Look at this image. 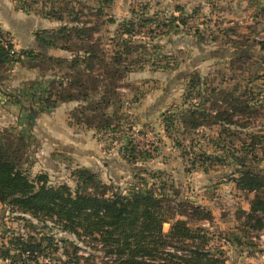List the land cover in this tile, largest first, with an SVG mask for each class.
<instances>
[{"label": "rangeland", "instance_id": "374dc122", "mask_svg": "<svg viewBox=\"0 0 264 264\" xmlns=\"http://www.w3.org/2000/svg\"><path fill=\"white\" fill-rule=\"evenodd\" d=\"M43 1L49 4V0H38L34 7L40 10ZM52 1L59 3V0ZM67 1L64 11L69 6L80 10V4L74 2L78 0ZM81 2L93 8L102 7L104 13L98 21L103 23L94 36L101 35L104 41L115 34L117 22L130 16L132 7L140 9L147 6L148 15L158 11L163 18L171 14L177 15L175 6H182L184 11L180 15L185 18V24L169 31L161 27L155 31L156 36L151 41L146 37L148 27L139 29L144 36L136 38L142 42H150V55L144 54L146 61L143 66L127 75L129 88L124 91V107L128 120L123 121V128L115 133H95L82 125L73 124L70 111L76 102L59 103L51 110L41 112L36 107L30 110L28 103L23 100L17 118L13 123L0 124V133L6 129L27 138L29 150L33 151L29 164L25 165L30 177L44 174L50 185L65 183L72 191L75 189V179L71 172L85 167L82 165L83 161L89 163L86 155L81 156L78 147L73 148L74 154H68L67 149L60 144H54L60 150H54L57 156L55 160L42 153L53 150L49 134L53 130L58 132L57 128L65 129L68 126L72 128V133L82 136L74 144L81 143V139L86 138L90 153L97 148L98 156L89 163V169L96 173L99 181L111 185L123 194L134 185L141 188L160 187L171 200V205L183 202V206L178 207L182 209L187 208L185 200L189 198L210 210L213 215L211 225L204 223L212 236L209 244L212 250H222L226 260L243 256L244 252L241 262H264V238L258 236L257 231L244 229L241 224L242 207L253 197V193L238 190L232 180L236 170L235 158H245L249 167L264 172V154L260 152V141L252 148L248 145L251 138L257 139L260 134L264 136V52L260 51L256 43L264 39V0ZM85 14L83 20H97L95 16ZM110 18L115 22H109ZM0 30L3 40L12 39L8 31ZM164 31L165 33H160ZM243 55L249 59L234 58ZM24 65L33 70L31 79H19L15 87L6 85L10 71L15 66ZM50 74V71H41L31 59L6 65L0 69V99L9 100L5 93L22 96L23 92H32L35 89L32 82L43 81ZM192 75L199 77L200 98L195 93L188 96L187 85ZM231 86H238L235 95L242 94L251 107L244 115L234 117L239 125H207L184 131L178 122L177 126L173 122L168 129L165 127L164 117L178 118L188 107V102H201L202 97H207L210 88L229 89ZM31 112L34 115L33 121ZM42 116L43 119H40ZM128 136L138 148L148 149L152 159L139 160L136 164L124 160L118 149L125 145ZM139 168H145L147 173L138 171ZM189 221L191 225L195 224ZM168 228L169 224L165 223L164 231ZM11 236L44 238L45 244L47 239L52 244L59 242V250L54 252L47 249L44 258L39 256V264H75L63 262L68 261L64 250L73 249L70 242L80 247L78 254H92V263L112 264L111 259L103 256L99 244L88 239L79 241L49 219L12 211L0 203V253ZM236 237L240 238L241 244L235 242ZM85 263L81 260L78 264ZM0 264H9V261L0 257Z\"/></svg>", "mask_w": 264, "mask_h": 264}, {"label": "trees", "instance_id": "16d2710c", "mask_svg": "<svg viewBox=\"0 0 264 264\" xmlns=\"http://www.w3.org/2000/svg\"><path fill=\"white\" fill-rule=\"evenodd\" d=\"M74 2L80 4V10L69 6L64 11L67 0H59V3L49 0V4L43 1L40 10L34 7L38 0H17L23 11H34L60 23L51 29L37 30L35 38L44 47L65 54L57 56L33 50L11 52L14 46L11 42H4L0 30V69L13 62L31 59L41 71L51 72L45 80L32 82L35 87L32 92H23L28 99L23 95L5 94L20 108L26 101L29 109L36 107L41 112L51 110L59 103L76 102L70 111L73 124L95 133H115L123 128V121L128 120L124 107V91L129 88L127 75L143 66L144 54L150 55V42L136 38L144 36L139 29L148 27L146 37L151 41L159 28L169 31L185 24V18L180 15L184 10L177 5V15L161 18L158 11L148 15L147 6L132 7L130 16L117 22L115 34L104 41L101 35L94 36L103 23L98 21L104 13L102 7L86 6L81 0ZM85 13L97 20H83ZM66 17H69L68 22ZM108 21L115 22L112 18ZM256 43L264 52V39ZM234 58L249 59L246 55ZM198 85L199 77L192 75L187 85L188 96L195 93L200 98ZM237 90L238 86L210 88L201 102H188V107L178 118L164 117L165 127L168 129L173 122L176 126L180 124L184 131L207 125H239L234 117L244 115L251 107L242 94L235 95ZM259 141L260 152L264 154L262 134L257 139L251 138L248 145L252 148ZM28 147L29 142L22 134H13L6 129L0 133V203L12 211L49 219L79 241L88 239L99 244L103 256L111 259L112 264L226 263L222 250L209 247L212 236L204 223H212L210 210L189 198L185 200L187 208H178L183 202L173 206L160 187L134 185L123 194L99 181L96 173L87 167L72 170L76 184L73 191L65 183L50 185L44 174L30 177L25 166L29 164ZM118 152L129 163L152 159L151 152L138 148L130 136ZM234 164L236 170L232 180L235 187L253 193L248 210H241L242 227L257 231L259 236V232L264 234V172L249 167L245 158H235ZM138 171L147 173L145 168ZM138 178L144 181L141 176ZM189 220L195 224L191 225ZM165 223L169 224L166 231L163 229ZM235 242L242 243L239 237ZM69 244L73 249L64 250L68 261L63 262L78 264L82 260L85 264H94L92 254H78L80 247L73 242ZM59 248V242L52 244L49 239L45 244L44 238L11 236L0 257L9 264H39V256L44 258L47 249L57 252Z\"/></svg>", "mask_w": 264, "mask_h": 264}, {"label": "crops", "instance_id": "0c3cea01", "mask_svg": "<svg viewBox=\"0 0 264 264\" xmlns=\"http://www.w3.org/2000/svg\"><path fill=\"white\" fill-rule=\"evenodd\" d=\"M40 16H37L33 11L26 12L20 9L18 7L17 0H0V28L8 31L12 35L11 42L16 50H33L57 56L64 55L63 51L54 48H46L42 45V43L36 40L35 33L38 29H51L58 25V21L49 19L45 16ZM44 48H46V50ZM32 74L33 70L25 65L21 67L15 66L10 71L9 77L6 79V85L15 87L19 79L22 81L31 79ZM19 108V105L12 103L10 100L0 99V124L5 125L13 123L18 116L20 110ZM40 119H43V116ZM57 129L58 132L52 129V134H49L53 150H46L45 152H42L43 155H46L51 160H55L57 156L54 153V150L57 152L60 150H58V147L56 145L54 146V144H60L62 147L67 149L66 153L68 154H74V149H77L78 147L82 154L81 156L86 155V158H88L87 162L89 163L93 162L95 157L98 156L97 148H95L94 152L90 153V147L87 146L89 143L86 138L81 139V143L74 144V141H78V139L82 138V136L72 133V128L66 126L65 129ZM92 147L95 146L93 145ZM29 148L30 146L28 147V155L30 159L33 155V151L29 150ZM81 150H83V152ZM63 152L65 153V151ZM89 163H84L83 161L82 165L89 168ZM103 163L106 164L105 162ZM248 207L249 204L247 203L242 207V209L247 211ZM242 255L243 256L239 255L234 258L227 259L225 264H264V262H241L244 257V252H242ZM248 260L251 261L250 259Z\"/></svg>", "mask_w": 264, "mask_h": 264}, {"label": "built area", "instance_id": "2783aa9c", "mask_svg": "<svg viewBox=\"0 0 264 264\" xmlns=\"http://www.w3.org/2000/svg\"><path fill=\"white\" fill-rule=\"evenodd\" d=\"M4 42H11V40L10 39H8V40H4ZM12 43V42H11ZM13 51H16V49L13 47V50L11 51V52H13ZM148 150V149H147ZM261 238H264V234L263 233H261L260 235H259Z\"/></svg>", "mask_w": 264, "mask_h": 264}, {"label": "water", "instance_id": "95a60500", "mask_svg": "<svg viewBox=\"0 0 264 264\" xmlns=\"http://www.w3.org/2000/svg\"><path fill=\"white\" fill-rule=\"evenodd\" d=\"M30 110H32V109H30ZM33 111H34V110H33ZM30 117H31V120L33 121V120H34V115H33L32 112L30 113Z\"/></svg>", "mask_w": 264, "mask_h": 264}]
</instances>
